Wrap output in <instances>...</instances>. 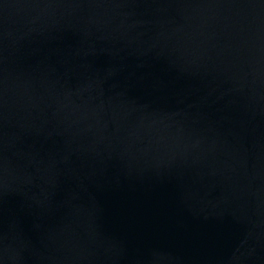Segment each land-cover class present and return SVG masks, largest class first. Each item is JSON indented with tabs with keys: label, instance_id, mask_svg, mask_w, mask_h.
<instances>
[{
	"label": "water",
	"instance_id": "obj_1",
	"mask_svg": "<svg viewBox=\"0 0 264 264\" xmlns=\"http://www.w3.org/2000/svg\"><path fill=\"white\" fill-rule=\"evenodd\" d=\"M0 264H264V0H0Z\"/></svg>",
	"mask_w": 264,
	"mask_h": 264
}]
</instances>
